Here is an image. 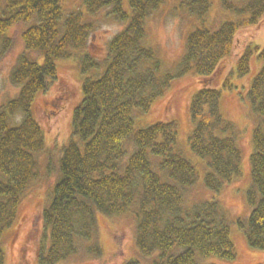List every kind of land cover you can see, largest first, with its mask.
I'll return each mask as SVG.
<instances>
[{"label": "trees", "instance_id": "obj_1", "mask_svg": "<svg viewBox=\"0 0 264 264\" xmlns=\"http://www.w3.org/2000/svg\"><path fill=\"white\" fill-rule=\"evenodd\" d=\"M61 1L0 0V58L12 46L10 27L31 23L22 33L26 50L10 73L19 91L0 105V264L6 261L3 230L17 216L21 196L38 170L36 154L45 145L44 131L33 112L34 99L57 76L56 60L75 56L87 46L96 29L95 17L103 11L124 27L107 44L103 70L83 81L73 133L63 148L60 175L43 213L50 233L40 264L66 259L85 243L89 252L99 255L97 214L129 209L138 219V249L145 256L157 254L153 264H202L200 258L206 257L235 259L232 221L221 200H187L198 169L177 149V122L158 120L137 128L135 116L138 111L148 112L175 78L194 70L207 78L189 108L190 146L208 165L204 184L219 192L240 175L238 131L224 116L221 90L208 78L231 53L238 29L261 20L264 0H221L223 9L239 18L221 20L213 27L196 24L187 34L186 50L174 71L162 70L156 50L146 41L147 19L165 0H84L86 12H65ZM186 3L203 22L211 0ZM31 50L40 56L31 55ZM254 52L264 61V45L248 48L238 59L239 75L250 72ZM80 56L84 72L99 68L90 53ZM248 94L261 121L253 129L251 183L246 192L249 214L237 222L245 228L252 247L264 248V62Z\"/></svg>", "mask_w": 264, "mask_h": 264}, {"label": "rangeland", "instance_id": "obj_2", "mask_svg": "<svg viewBox=\"0 0 264 264\" xmlns=\"http://www.w3.org/2000/svg\"><path fill=\"white\" fill-rule=\"evenodd\" d=\"M127 3V0H126ZM65 12L80 9L86 12L84 0H62ZM96 29L87 46L75 56L56 60L57 76L46 89L40 91L33 102V112L39 121L45 137L44 147L36 154L38 170L23 192L15 220L5 227L2 244L6 252L5 264H40L41 251L49 244V228L43 213L49 205L54 185L60 175V158L65 145L73 133V114L83 97L82 84L86 76H97L108 57L107 44L124 23L112 16L105 17L104 11L96 15ZM236 14L226 11L221 0H211V7L203 22L190 13L186 0H165L147 19V43L156 50L163 71H174L186 50V37L194 27L205 24L216 26L221 20L234 19ZM31 23L12 25L8 35L12 38L11 48L0 58V105L17 95L19 86L11 81L10 73L18 57L26 50L22 33ZM196 24H198L196 26ZM256 44L264 45V15L258 23L243 25L236 33L231 53L225 57L208 81L221 90V106L224 116L238 131V143L242 150L241 174L227 182L221 191L215 192L204 184L208 165L191 148L189 134L193 128L190 116V101L194 93L207 78L200 77L194 70L175 78L164 93L155 100L148 112H136V127L149 125L158 120H175L178 124V148L198 169V178L191 188L189 202L217 197L221 200L231 223V236L236 258H200L202 264H264V248L252 247L247 240L246 230L237 222L238 217L249 213L246 192L251 183L250 157L253 152V129L261 116L252 107L249 88L253 76L264 61L252 55L251 70L239 75L237 62L240 56ZM88 52L98 62L99 68L84 72L80 54ZM39 57L37 51L29 52ZM228 81V83H226ZM136 212L97 214V239L101 253L96 255L86 248L55 264H153L157 254L142 255L136 244Z\"/></svg>", "mask_w": 264, "mask_h": 264}]
</instances>
